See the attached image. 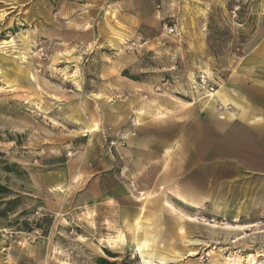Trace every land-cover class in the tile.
Instances as JSON below:
<instances>
[{"label": "rangeland", "instance_id": "374dc122", "mask_svg": "<svg viewBox=\"0 0 264 264\" xmlns=\"http://www.w3.org/2000/svg\"><path fill=\"white\" fill-rule=\"evenodd\" d=\"M262 6L0 0V264H264L247 136L199 99L251 70Z\"/></svg>", "mask_w": 264, "mask_h": 264}, {"label": "crops", "instance_id": "0c3cea01", "mask_svg": "<svg viewBox=\"0 0 264 264\" xmlns=\"http://www.w3.org/2000/svg\"><path fill=\"white\" fill-rule=\"evenodd\" d=\"M121 2L130 4L131 7L136 9V6L144 0H120ZM263 3L261 7V21L258 23V41L256 44V52L243 57L245 63L251 64L248 70L242 73H232L229 79L225 82H220L217 88L225 87L226 94L235 102H230L224 106L219 97L215 100L200 99L202 106L208 110H216L218 106L222 107L224 111H221V118L226 121L227 125L233 126L240 123L244 129V135L247 136L245 142L249 144L248 147H243L238 152L237 147H233L229 154V157L236 159L237 163L242 166L243 173L250 176L248 178L249 183L251 179L258 180V184L255 187L249 186V191L245 192V198L247 199L248 206H251V201L262 200L263 187L259 185L264 179V0H260ZM136 3V4H135ZM145 13L152 12V9L148 7ZM166 8V5H165ZM136 14H141L139 10L135 11ZM134 12V13H135ZM90 29L87 27L81 28L80 26H73L69 32L71 34H78L88 32ZM54 31V30H53ZM57 31V30H55ZM68 32V33H69ZM58 32H55L57 37ZM203 68L202 66H200ZM205 69V68H204ZM220 86V87H219ZM199 91V90H198ZM204 93H200L202 97ZM230 105V106H229ZM230 112H232L230 114ZM223 114V115H222ZM217 120V119H216ZM91 128L90 126H88ZM93 127V126H92ZM224 144L228 141L224 140ZM252 176V177H251ZM184 195V194H182ZM189 204L198 205L200 200L195 196L186 195ZM180 199V198H178ZM180 201L185 204L186 202ZM194 203V204H192ZM187 204V203H186Z\"/></svg>", "mask_w": 264, "mask_h": 264}, {"label": "bare ground", "instance_id": "6f19581e", "mask_svg": "<svg viewBox=\"0 0 264 264\" xmlns=\"http://www.w3.org/2000/svg\"><path fill=\"white\" fill-rule=\"evenodd\" d=\"M206 71H209L210 72V69L209 67H206ZM192 79L194 82H196V80L194 79V75L192 74L191 75ZM197 88L199 87L198 85L196 86ZM220 87V86H219ZM203 89V87H202ZM205 91L203 92L204 95H202V99H207V100H215L217 97L220 98L222 104L224 106L228 105L230 102H234L225 92V87L222 86L220 88H217L215 91H210L209 89H206L204 87ZM218 99V98H217ZM235 103V102H234ZM230 106V105H229ZM232 112H230L231 114ZM223 115V114H222ZM181 197L183 198V201L186 202L187 204L189 203V200L187 198L186 195H182L181 194ZM190 216V215H189ZM157 219V218H156ZM140 223V222H139ZM141 232H139L138 234H140ZM137 234V236H135V238L132 240V243L133 245L135 246L136 249H138L141 254H146L149 252L150 250V247H151V239L148 238L147 235L143 236V237H140L139 235ZM116 236V235H115ZM121 236V234L119 235ZM113 240V239H112ZM111 241V240H110ZM189 242V241H188ZM193 253V252H192ZM164 254V253H163ZM152 256V255H151ZM235 259V258H234ZM237 259V258H236ZM240 260H238L237 262L234 260L233 261V264H240L239 262ZM227 262V261H226ZM226 264V263H225Z\"/></svg>", "mask_w": 264, "mask_h": 264}, {"label": "trees", "instance_id": "16d2710c", "mask_svg": "<svg viewBox=\"0 0 264 264\" xmlns=\"http://www.w3.org/2000/svg\"><path fill=\"white\" fill-rule=\"evenodd\" d=\"M3 186L0 184V190L2 189ZM97 264H113V262H110L108 259L101 257L97 260Z\"/></svg>", "mask_w": 264, "mask_h": 264}, {"label": "built area", "instance_id": "2783aa9c", "mask_svg": "<svg viewBox=\"0 0 264 264\" xmlns=\"http://www.w3.org/2000/svg\"><path fill=\"white\" fill-rule=\"evenodd\" d=\"M202 81H205V80L202 79ZM208 85L210 86V89H211V90H214V84L211 85V84L209 83Z\"/></svg>", "mask_w": 264, "mask_h": 264}]
</instances>
